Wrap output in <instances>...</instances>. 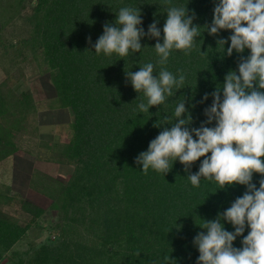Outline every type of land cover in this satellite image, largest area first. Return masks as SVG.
Instances as JSON below:
<instances>
[{"label":"trees","instance_id":"16d2710c","mask_svg":"<svg viewBox=\"0 0 264 264\" xmlns=\"http://www.w3.org/2000/svg\"><path fill=\"white\" fill-rule=\"evenodd\" d=\"M36 1L29 16L33 32L23 43L44 56L60 105L74 113L72 137L58 143L54 153L60 161L75 163L76 169L67 183L56 180L47 191L53 208L65 215L59 243L42 244L26 264H197L199 252L193 240L203 231L198 226L227 210L244 194L245 186L220 189L215 181L202 178L200 186L193 187L178 160L166 175L151 168L145 174L135 160L163 130L155 126L158 122L164 124L165 117L168 127L175 122L179 99L186 98L190 127L199 128L206 120L205 108L212 104L211 93L222 87L230 70L238 74L241 55L246 58L250 51L233 52L229 57L226 50L230 41L224 45L225 53L217 41L227 40L232 33L221 30L211 36L201 29L196 47L189 54L173 50L164 66L174 74L177 70L187 74L184 88L176 94L174 90L164 105L141 113L136 109L143 93L133 89L126 74L149 62L155 65L154 73L159 72L161 66L153 49L156 39L146 35L140 41V52L130 51L126 57L96 54L94 45L105 23H114L125 6L140 9V27L145 33L157 22L162 43L167 18L163 0ZM172 3L187 5L189 14L196 16L193 24L204 28L211 24L218 0ZM205 94L208 99L202 102ZM34 108L31 91L17 94L6 81L0 84V117L7 119L0 122V160L18 151L15 134L20 126L7 116ZM202 160L192 165L191 173L198 172ZM260 179L253 175L257 188ZM21 208L31 216L26 224L0 210V250L11 249L45 213L43 207L26 199ZM222 223L225 230L234 231L231 224ZM242 239L237 237L233 247L240 248Z\"/></svg>","mask_w":264,"mask_h":264},{"label":"clouds","instance_id":"9594fccd","mask_svg":"<svg viewBox=\"0 0 264 264\" xmlns=\"http://www.w3.org/2000/svg\"><path fill=\"white\" fill-rule=\"evenodd\" d=\"M163 2L167 18L162 43L157 22L149 25L145 33L140 27V9L125 6L119 9L114 23H105L94 45L96 54L126 57L130 51L140 52V41L146 35L156 39L153 49L158 57L156 63L161 66L159 72L154 73L155 65L149 62L126 74L133 89L143 93L144 99L136 109L139 112L149 113L150 108L164 105L174 90L176 94L184 88L187 74L183 70L174 74L164 66L173 50L189 54L202 35L201 29L211 36L221 30L230 31L232 35L227 40L217 41L218 48L225 53L224 45L230 41L227 56L233 52L243 54L246 49L250 55H241L238 74L230 70L222 87L217 86L211 93L212 104L205 108L206 120L199 128L190 127L192 117L186 98L179 99L174 108L175 122L168 127L165 117L164 124L155 125L163 130L135 163L142 166L145 174L151 168L166 175L178 160L193 187H199L202 178L215 181L220 189L245 186L244 194L227 210L214 220H202V226H198L203 231L193 240L199 252L197 264H264V0H218L213 20L204 28L193 24L196 16L194 12L189 14L187 5ZM207 99L205 94L202 102ZM201 158L198 172L191 173L192 165ZM254 174L261 177L258 188L253 183ZM222 221L231 224L234 231L225 230ZM237 237H243L240 248L233 247ZM165 260L170 261V257Z\"/></svg>","mask_w":264,"mask_h":264},{"label":"rangeland","instance_id":"374dc122","mask_svg":"<svg viewBox=\"0 0 264 264\" xmlns=\"http://www.w3.org/2000/svg\"><path fill=\"white\" fill-rule=\"evenodd\" d=\"M36 3L0 0V84L6 81L17 94L31 91L35 102V108L27 113L7 116L20 128L15 134L18 151L0 160V210L26 224L31 220L21 208L26 199L43 207L45 213L11 249L0 250V264H26L42 244L59 243L65 215L53 208L47 191L56 180L67 183L76 169L75 163L60 161L54 153L58 143L71 139L74 113L60 105L44 56L23 43L33 32L29 16ZM6 120L0 117V122Z\"/></svg>","mask_w":264,"mask_h":264}]
</instances>
